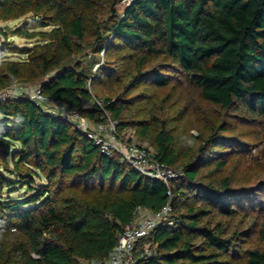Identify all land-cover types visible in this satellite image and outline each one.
<instances>
[{
  "label": "trees",
  "instance_id": "trees-1",
  "mask_svg": "<svg viewBox=\"0 0 264 264\" xmlns=\"http://www.w3.org/2000/svg\"><path fill=\"white\" fill-rule=\"evenodd\" d=\"M123 1L0 0V24L24 20L0 27V92L36 85L94 124L132 128L181 176L167 187L28 96L0 97V264H107L139 209L168 205L172 224L141 241L156 254L137 264H264V249L240 244L251 229L228 235L214 218L264 200L263 181L236 188L221 175L264 134V0ZM202 103L223 116L188 138L179 124Z\"/></svg>",
  "mask_w": 264,
  "mask_h": 264
},
{
  "label": "built area",
  "instance_id": "built-area-1",
  "mask_svg": "<svg viewBox=\"0 0 264 264\" xmlns=\"http://www.w3.org/2000/svg\"><path fill=\"white\" fill-rule=\"evenodd\" d=\"M127 1L130 4L133 0ZM11 95H26L46 111L62 116L84 132L103 154L107 156L118 154L123 161L137 171L148 177L163 181L167 187L181 176V173L157 161L151 149L125 139L119 134L116 122L110 118L104 123L94 124L75 109L45 97L40 87H35L33 90L13 87L0 92V97ZM255 151L254 149L252 152ZM168 195L172 196L170 188ZM171 211L170 205L157 214L143 208L139 209L138 217L119 235L118 244L111 251L107 264H137L140 257L148 258L155 255L152 243H141V241L147 239L160 223L172 224L170 220Z\"/></svg>",
  "mask_w": 264,
  "mask_h": 264
},
{
  "label": "rangeland",
  "instance_id": "rangeland-1",
  "mask_svg": "<svg viewBox=\"0 0 264 264\" xmlns=\"http://www.w3.org/2000/svg\"><path fill=\"white\" fill-rule=\"evenodd\" d=\"M127 0L123 1L121 5L119 6V9L122 11L124 10L125 6L128 5ZM24 20L21 21H15V22H9V23H1L0 27H8L10 30L15 28L16 26L22 24ZM50 29V28H48ZM5 41L4 37L0 36V44ZM13 44H15L18 47L21 48H28L33 46V41L25 40L19 37H11L10 40ZM33 42V43H32ZM11 58L17 60L21 59L22 56H10ZM101 59L103 60V55L101 56ZM16 87H23L28 88V90H33L36 85L33 86H22L19 84H16ZM151 88V87H150ZM144 88H141L139 93H142V90ZM149 90V89H148ZM150 91V90H149ZM151 91L152 90L151 88ZM150 91V92H151ZM156 91V90H155ZM169 92H161L157 91L153 93V97L156 99V97L162 99L167 95ZM173 93V97L177 98L180 96L181 90L175 89L171 91ZM182 97L184 96L183 93ZM142 95V94H141ZM183 99V98H182ZM186 104V99L184 101L182 100L180 104L177 106V110H173L174 114H178L179 111L182 110V107ZM92 103L87 101L85 102V106H91ZM202 110L200 109V114L196 113H190L184 115L186 117L185 124H179L182 126V129H184V135L186 137H190L192 135H197V129H205L207 125H210L212 120L215 119H221L222 113L218 108H215L214 106L206 103L201 104ZM204 117L203 119H201ZM2 117H0V120ZM183 123V122H182ZM185 125V126H184ZM258 131V130H257ZM244 134V137H247L248 139L252 136V131L243 129L241 130ZM255 133V132H254ZM121 135L128 140H131L133 143L139 144L141 146L147 147L148 149H151V151L154 152L151 144L149 142H142L139 140L136 130L132 128H127ZM254 148L256 151L250 155H239L235 154L231 156V159L229 161V164L222 170L221 175L224 177H231L233 181V186L236 188H245L254 186L260 182H264V134H260L259 140L254 143ZM24 193L23 190L20 192L10 193L9 190L4 191V197H8L11 195L14 198H18L20 195ZM261 193V192H260ZM262 194V193H261ZM263 195V194H262ZM258 197V196H257ZM262 203V208L257 209L255 211H250V213H247L246 211H240L235 215L233 218H225V217H219L215 216V221H220L223 224L226 225V229L228 230V235L236 230H250L251 229V236L243 239L244 241H240V244L242 246V249H248V248H258V249H264V238L261 235V232L264 231V200L258 199ZM239 264H245L244 262H241Z\"/></svg>",
  "mask_w": 264,
  "mask_h": 264
},
{
  "label": "water",
  "instance_id": "water-1",
  "mask_svg": "<svg viewBox=\"0 0 264 264\" xmlns=\"http://www.w3.org/2000/svg\"><path fill=\"white\" fill-rule=\"evenodd\" d=\"M171 204H172V202H171Z\"/></svg>",
  "mask_w": 264,
  "mask_h": 264
}]
</instances>
